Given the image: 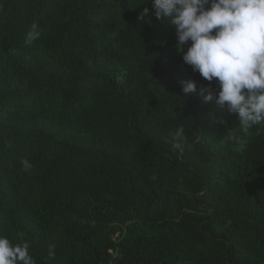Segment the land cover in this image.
<instances>
[{
    "label": "trees",
    "instance_id": "trees-1",
    "mask_svg": "<svg viewBox=\"0 0 264 264\" xmlns=\"http://www.w3.org/2000/svg\"><path fill=\"white\" fill-rule=\"evenodd\" d=\"M177 43L151 0H0V234L35 264H264V122Z\"/></svg>",
    "mask_w": 264,
    "mask_h": 264
},
{
    "label": "clouds",
    "instance_id": "clouds-1",
    "mask_svg": "<svg viewBox=\"0 0 264 264\" xmlns=\"http://www.w3.org/2000/svg\"><path fill=\"white\" fill-rule=\"evenodd\" d=\"M151 6L157 19L168 18L175 26L177 50L185 64L208 82L218 83L216 105L237 114L249 129L264 122V0H151ZM148 13L145 7L140 19ZM40 35L33 22L25 43L33 44ZM182 85L185 94L197 90L193 80ZM203 99L212 101V92L203 94ZM171 139L182 153L184 128L177 127ZM22 165L26 171L32 167L27 159ZM23 237L21 233L20 241L13 243L0 234V264H35L31 243ZM54 249L49 245L50 257L55 256Z\"/></svg>",
    "mask_w": 264,
    "mask_h": 264
}]
</instances>
